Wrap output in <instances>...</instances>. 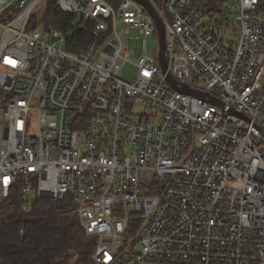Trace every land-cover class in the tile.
I'll return each instance as SVG.
<instances>
[{"label":"built area","instance_id":"2783aa9c","mask_svg":"<svg viewBox=\"0 0 264 264\" xmlns=\"http://www.w3.org/2000/svg\"><path fill=\"white\" fill-rule=\"evenodd\" d=\"M56 1L66 31L0 0V202L67 199L90 264H264V0H145L166 72L137 0Z\"/></svg>","mask_w":264,"mask_h":264},{"label":"trees","instance_id":"16d2710c","mask_svg":"<svg viewBox=\"0 0 264 264\" xmlns=\"http://www.w3.org/2000/svg\"><path fill=\"white\" fill-rule=\"evenodd\" d=\"M204 11L212 15L226 11V0H201ZM43 24L66 31L71 16L60 10L56 0H46ZM88 29L76 32V46L90 42ZM67 199H35L29 211L20 206L14 189L0 202V264H90L93 243L85 236L77 215L68 211Z\"/></svg>","mask_w":264,"mask_h":264},{"label":"rangeland","instance_id":"374dc122","mask_svg":"<svg viewBox=\"0 0 264 264\" xmlns=\"http://www.w3.org/2000/svg\"><path fill=\"white\" fill-rule=\"evenodd\" d=\"M45 8H46V5L44 6L43 3H41L38 7H37V11H36V15L33 17L32 19V22H31V26H36L39 28V29H43V16H44V12H45ZM235 11L234 9H231V12L230 13H227L226 16L224 17V19L222 20L223 21V26L225 29V36L228 38L227 40L228 41H235V40H232V38H236L237 36V32L236 30L234 29H237V22H236V19H235ZM38 16H41L40 17V22H38L36 20V18ZM130 35H137V32H132ZM141 40V37L139 36L138 38H133V39H130V42L131 43H139ZM147 47H148V50L149 52L152 53V51L154 50L155 46H156V40L153 36H147ZM135 75V69L131 66V65H127L123 68L122 70V78L126 79V80H132L133 77ZM141 109V106L136 104L134 106V110L135 111H139ZM35 121V120H34ZM4 216V213H2L0 211V219Z\"/></svg>","mask_w":264,"mask_h":264},{"label":"water","instance_id":"95a60500","mask_svg":"<svg viewBox=\"0 0 264 264\" xmlns=\"http://www.w3.org/2000/svg\"><path fill=\"white\" fill-rule=\"evenodd\" d=\"M138 2H140L141 4H143L145 7H147L149 9V11L151 12L159 30H160V36H161V42H160V52H159V63H160V66L162 68V70L164 72H166L167 70V65H166V61H165V58H164V48H165V41H164V31H163V26L162 24L160 23L157 15L154 13V11L150 8V5L145 1V0H137ZM168 80L171 82L172 79L170 78V76H168ZM176 90H179L181 92H184V93H191V94H194L196 96H200V97H204L206 99H208L210 102H212L213 104H216V105H219V106H222L224 107L225 105L222 103L221 100L217 99V98H213L205 93H201L199 91H190L188 87L184 86L182 87L181 89H178V88H175ZM231 112H234L233 109H230Z\"/></svg>","mask_w":264,"mask_h":264}]
</instances>
